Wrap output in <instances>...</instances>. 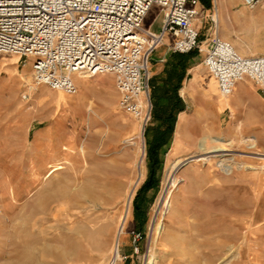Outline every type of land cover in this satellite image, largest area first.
Listing matches in <instances>:
<instances>
[{
	"label": "rangeland",
	"instance_id": "1",
	"mask_svg": "<svg viewBox=\"0 0 264 264\" xmlns=\"http://www.w3.org/2000/svg\"><path fill=\"white\" fill-rule=\"evenodd\" d=\"M231 2L210 0L205 7L199 0L194 22L198 46L190 61L195 62L190 78L196 76L197 90L182 96L184 114L202 108L206 99L199 90L209 76L202 60L213 37L228 41L239 54L264 53V21L249 30L234 21L239 10H256L264 0L253 7ZM160 15V8L152 6L146 26L156 29ZM172 39L166 34L164 41ZM164 47L156 48L152 57ZM154 71L150 61V79ZM31 74L30 59L0 53V264H110L114 246L118 257L113 264H264V169L244 167L260 162L258 154H264V99L251 81L256 99L232 102L235 89L227 98L215 93L213 99L223 104L216 107L209 133L212 139L231 142L235 161L244 164L224 174L212 162H180L172 174L177 182L170 186L168 143L159 152L156 186L144 192L145 221L138 226L133 201L148 176V142L158 124L150 83L151 113L143 125L119 108L112 74L75 77L89 87L75 80L73 95L35 84ZM60 95L80 96L83 105L91 102L99 118L89 113L92 120L87 123L88 114L79 113L77 104L62 107ZM225 100L230 102L226 105ZM112 112L120 122L112 120ZM177 119L178 114L174 139ZM139 130L142 138H137ZM206 135L204 124L188 122L173 159L197 154V144ZM255 136L258 154L249 153L242 143ZM129 139L134 144L125 142ZM125 157L140 163L141 176L136 180L135 171L121 194L118 187L108 191L98 168L107 161L119 165ZM50 163L63 168L44 178ZM167 193L168 203L160 212ZM125 209L123 231L116 239Z\"/></svg>",
	"mask_w": 264,
	"mask_h": 264
},
{
	"label": "built area",
	"instance_id": "2",
	"mask_svg": "<svg viewBox=\"0 0 264 264\" xmlns=\"http://www.w3.org/2000/svg\"><path fill=\"white\" fill-rule=\"evenodd\" d=\"M259 1L241 0L247 7ZM152 6L161 10L156 33L143 28ZM198 12L199 0H0V53L30 59L35 84L68 95L76 93L78 74H112L119 108L145 125L151 55L166 34L173 37L169 51H193ZM202 64L221 95L246 78L264 99V55L243 56L215 36Z\"/></svg>",
	"mask_w": 264,
	"mask_h": 264
},
{
	"label": "bare ground",
	"instance_id": "3",
	"mask_svg": "<svg viewBox=\"0 0 264 264\" xmlns=\"http://www.w3.org/2000/svg\"><path fill=\"white\" fill-rule=\"evenodd\" d=\"M222 1L224 3H227V4L232 3L231 2L232 0H222ZM263 5H264V3H263ZM231 16H232V14H231ZM253 17H254L253 11H247L245 9H241L234 15V19H235L234 21L237 24H239L243 27H246V29L249 30L251 27L256 28V26L258 25V22H255ZM85 76L86 75L78 74L75 77L84 78ZM207 77L208 78H207V81L205 84L206 87L199 89L200 92H202V94L206 97V99L204 100V104H203L202 108H199L198 110H196L194 113H192L190 115L184 114V113L178 114V119H177L176 128H175V139H174L173 147H172L171 152L168 155V159H167V162H168V166H167L168 179L167 180L170 182V186H174L177 182V179L175 177H173L172 174L174 173L175 168L177 167V165L180 162L182 163L184 161L185 162L190 161V162H193V164L195 166H197L198 164H201V163L202 164L203 163L209 164L212 162L224 174L227 173L229 171V169H231L233 167L239 168L240 165L244 164V163L239 164L235 161V155L231 152L232 151L231 148H233V145L231 142L225 143L226 140L223 137H217V138L212 139L211 135L209 134L210 132H212L214 130L213 122H214V118H215L216 112H217L216 107H217V105L221 106L223 104V103H221V101H219L217 99L216 100L213 99L215 93L217 92L218 95L220 96V98H227L229 95L228 96L221 95L219 90H218L217 82L214 79V77L210 73H209V76H207ZM195 82H196V76L191 80V82L188 84V86H186V88L183 89V91L186 90L188 93H192L194 90H197L194 87ZM236 88L237 87L235 86V91L237 90V93L242 91L241 86L239 87V90ZM102 89H103V85H102ZM57 91H60V90H57ZM80 99H81L80 96H77L75 99H69L67 97L60 95V101L59 102H60L62 107L77 104L78 107L76 109L78 110L79 113H81V114L83 113L84 115H85V113L88 114V117H87L88 122L87 123H89L90 120H92V117H90L89 113H91L92 116H94V118L97 117V114H96L95 110L93 109L91 102H87L83 105L81 103ZM229 102L230 101L225 100L224 104L227 105ZM112 114L114 115V119H112L113 121H115V122L121 121V120H118V117L115 115L114 112H112ZM97 118H99V117H97ZM192 120H196L198 123L204 124L206 129H207V135L204 136L201 139V141L197 144V152H198L197 154H193L189 157H186L182 161L173 159V155H174L175 151L177 150V148L179 147L180 141L182 139V131L185 128V126L188 124V122L190 123ZM98 121L101 123H105L106 124L105 126L107 127L108 123H106L103 119H99ZM122 121H125V120H122ZM106 129H108V128H105V130H103V132L106 131ZM138 136L139 137H137V138H142L140 130L138 131ZM255 140H256V136L253 139L242 140V143L245 144V147L250 150L249 153L258 154V153H256V150H255L256 146H257V141H255ZM125 142L128 145L134 144V142H132L130 139L125 141ZM78 149H79V151H83V146L82 145L79 146ZM61 150L64 153L66 151L65 148H62ZM138 150L140 152V155H143L142 146H140ZM258 155L262 156V158H263V159H259L260 162L259 161H257L258 163H254L252 161L246 162L244 167L248 168V169H252V170H263L264 169V154H261V155L258 154ZM140 161H141V158H140ZM62 168H63V166L59 163H50V164H48L47 170L44 173L43 177L47 178L48 176L52 175L53 173H55L56 171H58ZM98 169H99L100 175L102 174L100 181H103V183H104L103 186H105V188L108 191L110 189L114 190V187L115 188L118 187V189L120 190L119 194H121V191H123V189L130 182V179H131V177L135 171H136V180L139 179L141 176L140 163H137V162L135 163L134 159L133 158L131 159V157H125L119 165L114 164V163H110L109 161H107L103 165V167L98 168ZM163 199H164V203L162 205H160V208H159L160 212L162 211L164 206H166L168 203V193L163 196ZM158 203H160V200ZM126 210L127 209H125V211H124V215H122L119 219V223H118L119 228H118V232H117L118 236L116 235V239L119 237L120 233H122V231H123L124 221H125V217H126ZM113 256L114 257L110 261V264H113L115 259L118 257L117 249L115 246H114Z\"/></svg>",
	"mask_w": 264,
	"mask_h": 264
},
{
	"label": "trees",
	"instance_id": "4",
	"mask_svg": "<svg viewBox=\"0 0 264 264\" xmlns=\"http://www.w3.org/2000/svg\"><path fill=\"white\" fill-rule=\"evenodd\" d=\"M200 2L205 7H210V0H200ZM193 54L194 50L185 54H171L164 69V77L154 76L149 80L153 101V118L158 121V124L151 130L152 136L148 142V176L133 201V211L138 226L143 225L145 221L142 209L144 192L156 186V170L160 165L159 152L162 148L164 151L166 150L173 132L176 115L184 109V104L177 91L189 68Z\"/></svg>",
	"mask_w": 264,
	"mask_h": 264
},
{
	"label": "crops",
	"instance_id": "5",
	"mask_svg": "<svg viewBox=\"0 0 264 264\" xmlns=\"http://www.w3.org/2000/svg\"><path fill=\"white\" fill-rule=\"evenodd\" d=\"M214 1L215 0H213V2ZM263 7H264V5L262 4L261 7H259L256 10H253V13H254V17L253 18H254L255 22L261 23V22L264 21V12L260 9V8H263ZM148 14H149V11H148V13L146 14V16H145V18L143 20V28L145 30L149 31V32L156 33L161 28V24H162L161 15H160V23H159L158 27L156 29H153L152 26L151 27L146 26V19H147ZM165 36H164V38H165ZM164 38H163V41H162L161 45H164L166 47H164L162 49H159L157 51V53H156V56L152 57V55H151V58H150V61H153V63H154V70L155 71L153 72V75L156 76V77H161V78L164 77V69H165V67L167 65V62L169 60L170 55L174 54L173 52L169 51V46L171 45L172 41L166 43L164 41ZM161 45H159V46H161ZM178 54H185V53H178ZM241 55H243V56H247V55H264V53L263 52H260V53L247 52V53H244V54H241ZM194 63L195 62L193 60L191 62V65H189V68L187 69L186 74L183 77V79H182V81L180 83V87H179V89L177 91L178 96L181 98V100H182V102L184 104V107H185V103H184V100L182 99V96H184V95L185 96H189V95H188V92L186 90L183 91V89L186 88V86H188V84H189L188 82L193 79V78H190V74H191L190 70L192 69V66L194 65ZM75 80H76V82L78 83L79 86H81V87H89V83H82L83 81L79 80L78 78H76V79L74 78V82H75ZM247 81H248V79L244 78V79L238 81L237 82L238 84L236 83L237 85L235 84V86L237 87L236 89L239 90V87L241 86L242 91L239 92V93H237V90L235 91V95L232 97V102L245 100V99L246 100L247 99L248 100L256 99V94L254 92V89H253V87L250 86V84ZM253 85L256 87L255 84H253ZM235 86H234V89H235ZM234 89H233V91H234ZM256 92H257V95L260 97L257 87H256ZM182 111L178 112L177 114L182 113ZM175 121H176V119H175ZM173 141H174V136L173 137L171 136L170 142H169V151L172 148Z\"/></svg>",
	"mask_w": 264,
	"mask_h": 264
}]
</instances>
